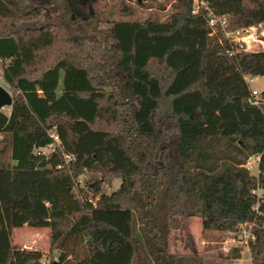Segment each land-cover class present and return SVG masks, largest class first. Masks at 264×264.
Listing matches in <instances>:
<instances>
[{"label": "trees", "instance_id": "trees-1", "mask_svg": "<svg viewBox=\"0 0 264 264\" xmlns=\"http://www.w3.org/2000/svg\"><path fill=\"white\" fill-rule=\"evenodd\" d=\"M54 1L56 23L40 20L43 6L0 0V66L14 98L0 111V264H134L143 254L187 264L168 251L178 216L225 233L256 220L251 253L264 264V198L253 193L264 188V90L251 104L246 80L264 76V50L234 47L209 25L210 11L229 31L262 24L264 0H166L164 20L134 14L166 2L127 0L129 19L104 27L92 0ZM67 27L92 32L89 48ZM257 154L258 177L244 166ZM25 225L50 228L56 255L14 243Z\"/></svg>", "mask_w": 264, "mask_h": 264}, {"label": "rangeland", "instance_id": "rangeland-1", "mask_svg": "<svg viewBox=\"0 0 264 264\" xmlns=\"http://www.w3.org/2000/svg\"><path fill=\"white\" fill-rule=\"evenodd\" d=\"M21 8H26L25 10H30L33 6H43L49 10L44 11L43 16L40 18L42 22H58L57 18L54 17L56 12L60 13L62 7H57L53 5L54 0H12ZM127 0H92L89 3V8L92 11L94 18L102 19L104 22L101 26H107V22L112 20L127 19L128 15H121L125 3ZM129 1V0H128ZM136 0H131L130 6H135ZM161 2H166L162 0ZM167 4V2L165 3ZM143 6V8H136V14L134 17H145L149 12H153L161 20H164L171 13V5L167 4L165 9H159L157 6L150 7ZM32 8V9H33ZM53 15V16H52ZM129 19V18H128ZM257 28L253 31L254 36L258 37L257 42L254 44L256 51H263L264 45L260 42V39L264 41V23L256 26ZM66 28V27H65ZM65 37L76 40L85 48H89V43L87 39H90L92 32L82 31L81 29H62ZM253 50V51H255ZM247 82L251 89H257L259 91L264 90V76L257 77H247ZM0 84L8 88L5 83L2 70L0 66ZM9 89V88H8ZM5 112H10V107H5L3 109ZM48 151H52V147ZM91 177V175H89ZM84 178H81V183L83 184ZM121 183L120 179H115L111 183L104 182L102 184V190L105 193H111L119 187ZM177 222L168 226L167 230V242L168 251L174 256H183L187 259V264H190V260L196 262V264H234L235 259L231 258V252L233 246L231 243L228 245L224 244L223 241L228 233L203 230L202 219L199 216L195 217H176ZM139 229V226H138ZM13 242L23 246L28 249L41 250L51 258L56 255L57 252L51 251L50 245V228H35L32 226L25 225L14 230ZM134 264H146L145 255L137 257Z\"/></svg>", "mask_w": 264, "mask_h": 264}, {"label": "built area", "instance_id": "built-area-1", "mask_svg": "<svg viewBox=\"0 0 264 264\" xmlns=\"http://www.w3.org/2000/svg\"><path fill=\"white\" fill-rule=\"evenodd\" d=\"M205 3L203 1L198 2L196 7L194 8L193 12L197 13L201 6H204ZM209 25L212 29L211 35L214 34L219 29L224 35V38L229 41L232 46L238 47L239 49H247V50H255L254 44L257 42L258 37H255L254 30L257 28L249 27V28H240L236 30L229 31L227 29L228 26V19L225 15H217L213 11H210L209 16ZM260 42L263 43L260 39ZM260 91L257 89H251V95L249 102L254 105H261L262 101L260 99ZM51 136L54 140L59 141V136L53 132ZM53 147V145H49L45 148H36L34 153L36 154H49V148ZM261 154L252 155L248 158L244 166L251 172V174L255 176H259L261 173L260 170V161H261ZM70 159V155L66 156V160ZM253 193L257 196L258 201L261 198H264V188L261 186H257ZM259 203L256 204L255 209L259 213ZM256 220L252 222H246L242 224L240 230L238 232H229L224 239L223 243L228 245L234 246H242L243 250L241 251V256L236 257L234 264H254L252 253H251V242L256 240Z\"/></svg>", "mask_w": 264, "mask_h": 264}, {"label": "water", "instance_id": "water-1", "mask_svg": "<svg viewBox=\"0 0 264 264\" xmlns=\"http://www.w3.org/2000/svg\"><path fill=\"white\" fill-rule=\"evenodd\" d=\"M137 1L139 3H142L144 0H137ZM13 101H14V98H13V94L11 93V91L5 86L0 84V111H2L5 107L12 106Z\"/></svg>", "mask_w": 264, "mask_h": 264}]
</instances>
